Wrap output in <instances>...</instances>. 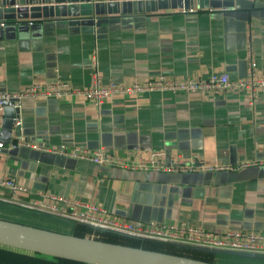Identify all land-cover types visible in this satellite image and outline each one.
<instances>
[{"label": "crops", "instance_id": "0c3cea01", "mask_svg": "<svg viewBox=\"0 0 264 264\" xmlns=\"http://www.w3.org/2000/svg\"><path fill=\"white\" fill-rule=\"evenodd\" d=\"M252 1L262 7L175 12L176 5L114 15L98 26L52 18L2 19L0 92L34 82L85 87L93 70L104 82L212 72L237 79L248 71V56L257 75L264 76V0ZM15 119L18 124L7 132L0 114V176L18 182L24 199L49 201L52 194L98 204L111 217L143 225L184 221L209 233L242 229L264 235V90L251 101L243 91L153 90L113 96L99 106L81 99L23 97ZM17 138L48 147H102L113 154L131 150L143 159L160 149L166 162L196 155L205 164L232 169L178 173L108 167L13 147ZM246 163L251 165L240 166ZM21 208L0 201V212ZM37 222L26 224L60 231ZM66 226L61 232L73 234Z\"/></svg>", "mask_w": 264, "mask_h": 264}, {"label": "built area", "instance_id": "2783aa9c", "mask_svg": "<svg viewBox=\"0 0 264 264\" xmlns=\"http://www.w3.org/2000/svg\"><path fill=\"white\" fill-rule=\"evenodd\" d=\"M18 5H14L17 7ZM24 6V4H23ZM173 11L192 12V8H174ZM5 21H0V27ZM248 71L244 77L230 79L226 72H212L205 77H175L157 74L145 77H133L127 82H104L100 74L93 70L88 86L74 87L68 81L34 82L28 87H20L12 92H0V114L5 105L19 106L23 97L81 99L93 106H99L103 101L113 96H132L144 91L170 90L185 92H200L213 95L230 91H243L251 101L259 91L264 90V76H258L255 63L250 56L247 58ZM18 121L14 120V125ZM13 147H30L44 150L56 155L74 159L91 161L102 166H116L128 169L154 170L162 172L187 173L195 171H220L232 169L229 165L205 164L196 155L188 159L176 158L166 162L164 150H153L145 159L135 151H125L113 154L99 147L93 150L84 146L48 147L43 144H33L17 138L12 141ZM0 147L2 143L0 142ZM249 163L240 165L248 166ZM238 166V165H237ZM24 188L14 179L0 176V201L19 207L54 215L95 228L105 229L141 239H154L164 242L205 247L219 250L239 251L246 253L264 254V235L255 231L242 229H226L219 233H209L202 228L181 222H149L146 225L133 221L111 217L100 205L86 201L68 199L63 196L48 195L49 201L35 198H22L20 193Z\"/></svg>", "mask_w": 264, "mask_h": 264}, {"label": "water", "instance_id": "95a60500", "mask_svg": "<svg viewBox=\"0 0 264 264\" xmlns=\"http://www.w3.org/2000/svg\"><path fill=\"white\" fill-rule=\"evenodd\" d=\"M176 5L180 6L177 8L235 10L262 7L261 2L252 0H0V20L52 18L77 20L86 25L98 26L109 22L114 15L154 12ZM17 114L18 108H13L12 103L4 106L1 121L2 128L7 132L12 130ZM0 246L52 259L75 260L83 264H217L87 236H76L4 218H0ZM193 248L212 253L264 259V254L205 247Z\"/></svg>", "mask_w": 264, "mask_h": 264}, {"label": "trees", "instance_id": "16d2710c", "mask_svg": "<svg viewBox=\"0 0 264 264\" xmlns=\"http://www.w3.org/2000/svg\"><path fill=\"white\" fill-rule=\"evenodd\" d=\"M19 213H24L27 217V220H34V218H43L47 221L59 222L64 225L70 226V231L73 234L83 236L88 234L92 238H96L103 241L120 243L124 245L141 247L144 249L162 251L171 254H177L182 256H187L195 259H200L203 261L214 262L216 255L209 253L203 250L193 248L189 245H183L178 243L164 242L154 239H141V238H132L127 235L119 234L114 231L95 228L91 225L80 223L76 221H64L54 218L52 215L48 214H37L35 216L33 211H28L25 209H16ZM37 213V212H36ZM30 216H33L32 218ZM29 223V222H24ZM0 264H83L82 262L69 260V259H52L43 255H37L29 252L18 251L15 249H10L0 246Z\"/></svg>", "mask_w": 264, "mask_h": 264}, {"label": "rangeland", "instance_id": "374dc122", "mask_svg": "<svg viewBox=\"0 0 264 264\" xmlns=\"http://www.w3.org/2000/svg\"><path fill=\"white\" fill-rule=\"evenodd\" d=\"M2 211H6V212L4 213L0 212V217L6 220H12L16 222L18 221L29 222L31 224L37 222V221L34 222L32 219L27 220V217L24 213H19L16 210H2ZM30 217H33V216H30ZM50 222L52 223L37 222L36 224L41 225L43 227H49V228H53L56 230H60V231L65 230V227H67L64 224L54 225L53 221H50ZM214 262L217 264H264V259H251V258L239 256L236 254H223L221 256L220 255L216 256Z\"/></svg>", "mask_w": 264, "mask_h": 264}]
</instances>
